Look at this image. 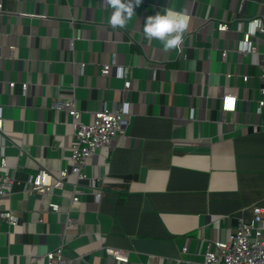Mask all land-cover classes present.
<instances>
[{
  "label": "crops",
  "instance_id": "1",
  "mask_svg": "<svg viewBox=\"0 0 264 264\" xmlns=\"http://www.w3.org/2000/svg\"><path fill=\"white\" fill-rule=\"evenodd\" d=\"M0 3L9 11L0 12L3 171L24 178L69 165L73 128L57 108L63 98L72 97L83 122L128 101L123 132L87 159L85 177L68 174L52 190L59 210L12 186L2 201L17 224L0 219V264H44L60 244L70 264H197L239 216L264 207V33L251 36L255 52L236 49L264 0H141L115 28L109 0ZM166 7L188 15L180 50L143 33L146 15ZM219 21L228 28L217 29ZM116 66L126 68V89ZM225 92L236 94L234 110L221 108ZM105 246L128 250V259L114 260Z\"/></svg>",
  "mask_w": 264,
  "mask_h": 264
},
{
  "label": "built area",
  "instance_id": "2",
  "mask_svg": "<svg viewBox=\"0 0 264 264\" xmlns=\"http://www.w3.org/2000/svg\"><path fill=\"white\" fill-rule=\"evenodd\" d=\"M0 12H9L3 10L0 3ZM187 15V14H186ZM188 17V15H187ZM228 28L226 21H219L217 29L225 30ZM256 32L264 33V14L252 16L245 20V28L242 30V36L237 40L236 49L241 53L255 52L252 45L251 36ZM182 44V42H181ZM180 46L178 50H180ZM226 51L221 52L224 59ZM261 85L259 86V97L257 98V109L264 107V56H261ZM121 66H116L117 69ZM109 64H103L101 72L107 74ZM123 78V88H128L130 80L126 78V68ZM246 79L247 75H243ZM12 86L13 82H9ZM26 87V83H21ZM236 94L234 92H225L220 96V106L223 110L230 111L235 109ZM65 107L71 116L72 133L70 138L69 165L58 170V173H52L46 168H38L35 172L27 174L24 178H16L1 169L5 165V158H0V219L5 220L11 226L17 224V217L10 207L6 206L2 199L8 196L13 185H21L22 190H28L38 194L49 210H59V204L51 200L50 194L54 188L63 189L66 184L68 174L74 173L76 180L85 177L83 167L87 159L97 150H106L110 145L113 136L123 132L124 124L128 118V101L123 99L114 108H109L106 104L93 113L91 121L83 122L80 119V112L75 108L73 99L70 96L63 98L57 106ZM1 108V106H0ZM1 113V112H0ZM1 127V115H0ZM98 196V193H95ZM78 199L76 194L71 195V201ZM264 219V207L260 205L252 206V215L249 218L239 216L236 225L224 240H214L203 252V258L197 264H264V226L261 221ZM74 219L66 216L65 224L71 227ZM211 245V246H210ZM61 244L44 253V264H70V259L62 253ZM105 252L116 261H126L128 259V250L105 246Z\"/></svg>",
  "mask_w": 264,
  "mask_h": 264
},
{
  "label": "clouds",
  "instance_id": "3",
  "mask_svg": "<svg viewBox=\"0 0 264 264\" xmlns=\"http://www.w3.org/2000/svg\"><path fill=\"white\" fill-rule=\"evenodd\" d=\"M109 3L112 6V11L108 23L115 28L125 25L132 17L135 6L139 5L141 0H109ZM187 21L188 17L182 11L166 7L162 12L156 11L154 14L146 15L143 23V33L150 39L156 38L162 42L166 50L178 48L182 42ZM124 73L125 69L118 67L117 75L122 76Z\"/></svg>",
  "mask_w": 264,
  "mask_h": 264
}]
</instances>
